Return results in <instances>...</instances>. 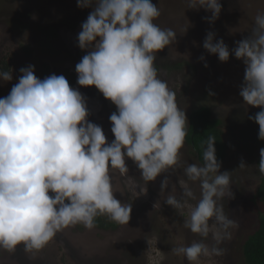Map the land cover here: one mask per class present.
<instances>
[{
  "label": "clouds",
  "instance_id": "9594fccd",
  "mask_svg": "<svg viewBox=\"0 0 264 264\" xmlns=\"http://www.w3.org/2000/svg\"><path fill=\"white\" fill-rule=\"evenodd\" d=\"M93 5L78 34V46L90 51L75 66L77 83L94 85L116 106L109 117L114 139L109 143L102 127L87 119L86 98L65 76L40 79L34 65L21 67L18 83L0 98V249L12 253L22 244L26 252H38L65 228H95L98 216L128 225L132 206L116 198L110 169L125 178L130 194L146 193L129 175L126 159H131L144 184L168 174L161 191L171 175L183 171L180 198L169 195L164 202L181 215L187 209L183 226L201 239L173 247V254L189 264L223 256L220 245L238 227L221 203L233 196L230 172H220L213 136L203 146L204 163L185 166L186 113L155 67L157 53L176 42L177 32L154 23L161 11L152 0H77L81 8ZM187 8L210 12L203 19L212 24L222 5L220 0H187ZM249 33L229 49L222 38L214 42L216 33L209 31L203 47L222 62L230 54L243 60L239 95L261 108L248 118L258 123V138L264 140V13L256 15ZM12 79V70L0 71V81ZM244 166L241 161L239 167ZM258 169L264 175V148Z\"/></svg>",
  "mask_w": 264,
  "mask_h": 264
},
{
  "label": "rangeland",
  "instance_id": "374dc122",
  "mask_svg": "<svg viewBox=\"0 0 264 264\" xmlns=\"http://www.w3.org/2000/svg\"><path fill=\"white\" fill-rule=\"evenodd\" d=\"M152 3L161 11L154 23L177 32L176 42L157 53L155 67L159 78L166 80L175 91L177 104L184 109L188 122L193 108L202 103L210 104L214 115L223 121L230 142L229 155L221 164L220 172H230L233 196H226L221 203L225 214L236 221L238 227L230 229L231 239L220 245L225 249L223 256L202 257L195 264H244L242 244L254 224H246V195L252 193L262 175L257 158L261 148L258 143L264 141L258 138V123L248 117L261 108L247 105L239 95L246 67L243 60L230 54L229 60L222 62L216 54L209 53L203 43L207 33L213 31L216 33L214 42L222 38L229 49L236 47V41L250 34L256 15L264 13V0H220L222 10L212 24L203 19L211 16L210 12L187 8V0H152ZM93 10L94 5L78 7L77 0H0V58L10 55L12 58L9 51H16L24 43L31 44L35 50L31 65L39 67L40 62H48L52 74L68 67L78 78L75 66L90 51L78 46V34ZM12 75L11 81H0V98L7 96L18 83L19 76ZM75 89L86 98L90 112L87 119L102 127L110 143L114 139L109 120L113 111L106 98L94 85L76 83ZM181 160L185 166L202 165L186 140ZM241 161L244 167H239ZM126 163L129 175L147 191L132 195L126 188L125 178L118 176L113 181L116 198L132 206L128 225L110 227V233L107 230L110 236L116 235L115 232L121 235L100 244L104 234H92L93 231L78 224L57 233L38 252L28 253L22 244L12 253L0 249V264H189L171 249L190 245L201 238L183 226L187 209L181 215L164 202L169 195L180 198L182 190L178 179L184 178L182 169L170 176L168 188L161 191V180L167 173L144 184L136 164L131 159H126ZM192 187L199 197L198 184ZM90 238L94 246L89 243ZM206 242L211 243V237ZM97 250L99 254L95 255Z\"/></svg>",
  "mask_w": 264,
  "mask_h": 264
},
{
  "label": "trees",
  "instance_id": "16d2710c",
  "mask_svg": "<svg viewBox=\"0 0 264 264\" xmlns=\"http://www.w3.org/2000/svg\"><path fill=\"white\" fill-rule=\"evenodd\" d=\"M34 52V47L31 44H21L16 51H9L14 57L12 56L11 58L10 55V57L7 58H0V71L12 70V73L16 74L15 77H20L22 73H20L19 69L31 65L35 56ZM11 59L15 60L11 61ZM38 65L39 67H34V73L38 78L44 79L45 77L52 75L51 64L42 61ZM53 73L65 76L70 87L75 89L77 75L73 70L66 67ZM106 101L109 105V109L115 112L117 110L116 106L107 98ZM208 136L215 137L216 140L214 146L216 149V157L222 164L229 155L230 142L223 127V121L214 115L210 104L202 103L201 106L193 108L189 114L187 136L185 139L192 145L201 164L204 163L203 146L205 145ZM258 144H261V148H264V141H259ZM261 148H259V150ZM259 160L260 153L257 158L258 163ZM255 184L256 187L252 193L246 195V209L248 210L246 224L247 222H252L254 224L251 226L252 228L247 233L242 244V257L244 259V264H264V175H260ZM99 219L100 216L96 218V224H99Z\"/></svg>",
  "mask_w": 264,
  "mask_h": 264
},
{
  "label": "flooded vegetation",
  "instance_id": "af4514ba",
  "mask_svg": "<svg viewBox=\"0 0 264 264\" xmlns=\"http://www.w3.org/2000/svg\"><path fill=\"white\" fill-rule=\"evenodd\" d=\"M110 173L112 174V178H113L114 182L117 180L118 176L120 177V174H119L118 170L110 169ZM115 226H119V225L117 223H115L114 221L110 220L107 216H100L99 224H96V227L91 229V231H93L91 233L92 234L100 233L102 235L104 234L103 236H105V238H103L101 240V242H100V244H101L102 242H104V240H107L108 238H114L115 236L121 235L120 232H115L116 235H111V236L108 234V233H110V229L109 228L110 227H115ZM107 230H108V233H107ZM105 233H107V234H105ZM89 243L94 246V241L91 238H90ZM95 243H97L96 239H95ZM94 253H95V255L99 254V250L95 251ZM90 256H91V254H90Z\"/></svg>",
  "mask_w": 264,
  "mask_h": 264
}]
</instances>
